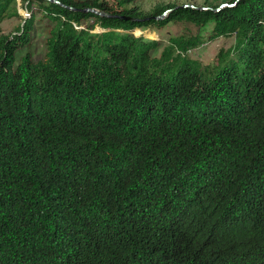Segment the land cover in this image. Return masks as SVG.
Wrapping results in <instances>:
<instances>
[{
    "label": "trees",
    "instance_id": "1",
    "mask_svg": "<svg viewBox=\"0 0 264 264\" xmlns=\"http://www.w3.org/2000/svg\"><path fill=\"white\" fill-rule=\"evenodd\" d=\"M57 1L23 0L54 22L43 60L16 58L33 18L0 27V264H264V0ZM170 22L233 48L130 33Z\"/></svg>",
    "mask_w": 264,
    "mask_h": 264
},
{
    "label": "rangeland",
    "instance_id": "2",
    "mask_svg": "<svg viewBox=\"0 0 264 264\" xmlns=\"http://www.w3.org/2000/svg\"><path fill=\"white\" fill-rule=\"evenodd\" d=\"M84 1V0H78ZM111 5H115V0H103ZM221 1L206 0H135L131 4H125L124 7H136L139 10L150 13L156 7L174 6L183 7L190 5L195 8H207L222 5ZM224 4V3H223ZM16 9L19 17H14L3 21L0 24L3 35H13L16 30L23 24L26 19L33 18L32 31L30 33V42L28 46L16 52V58L28 55L34 62L44 59L46 53V40L50 35L51 29L54 27V22L44 16L43 12L39 10L37 4H33L27 8V3L23 0H16ZM168 13H164L162 18L167 17ZM213 23L209 22L207 25L197 27L188 22H170L163 28L156 29L154 27L136 29L131 31L134 36H141L146 40H154L159 43V47L151 53L152 57H159L163 48L168 44L169 40L179 36L194 37L198 36L204 40V44L193 49L188 53V57L197 61L201 66L213 65L220 53L231 50L234 45L233 37H219L210 40V33ZM98 28V27H97ZM96 29V28H95ZM97 31V29H96Z\"/></svg>",
    "mask_w": 264,
    "mask_h": 264
},
{
    "label": "water",
    "instance_id": "3",
    "mask_svg": "<svg viewBox=\"0 0 264 264\" xmlns=\"http://www.w3.org/2000/svg\"><path fill=\"white\" fill-rule=\"evenodd\" d=\"M46 2H49V3H53V4H56L60 7H64V5H62L60 2H58L57 0H44ZM238 1V0H237ZM236 1V2H237ZM231 5H228V4H222L220 5V7L218 9H216V12H218L219 10L223 9V8H226V7H229ZM187 7H193V6H190V5H184L183 8H187ZM70 9V8H69ZM199 10H206V8H197ZM209 10V9H208ZM87 12H92L98 16H105L106 14H104L102 11H99V10H94V9H86ZM163 16V15H162ZM161 16V17H162ZM161 17H158V19H160ZM136 37H138L137 35H135Z\"/></svg>",
    "mask_w": 264,
    "mask_h": 264
}]
</instances>
